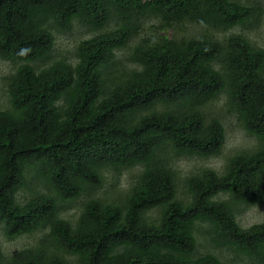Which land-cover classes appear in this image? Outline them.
<instances>
[{
  "label": "trees",
  "instance_id": "1",
  "mask_svg": "<svg viewBox=\"0 0 264 264\" xmlns=\"http://www.w3.org/2000/svg\"><path fill=\"white\" fill-rule=\"evenodd\" d=\"M261 10L244 0H0V59L15 68L0 106V225L11 241L39 236L12 257L0 245V264H238L201 254V232L264 264V222L236 219V204L264 202V48L207 32L251 26ZM150 20L156 31L143 35ZM76 22L94 34L71 60L56 53V32ZM187 23L205 31L166 34ZM220 98L256 144L222 174L187 176L185 201L174 164L221 153L226 128L207 111ZM124 170H138L130 187L107 194L108 174L115 189Z\"/></svg>",
  "mask_w": 264,
  "mask_h": 264
},
{
  "label": "rangeland",
  "instance_id": "2",
  "mask_svg": "<svg viewBox=\"0 0 264 264\" xmlns=\"http://www.w3.org/2000/svg\"><path fill=\"white\" fill-rule=\"evenodd\" d=\"M244 3L259 5L262 9L258 14V21L253 23L251 26H241L227 31H215L210 29L208 33H214L218 37H226L232 33H242L249 37L255 44L264 48V0H244ZM152 23H156L153 20H150L145 25V32L154 33L156 30L152 27ZM158 25V24H157ZM205 31L204 28L195 25V24H184V30L174 28L166 32L168 36L172 35H186V36H195L200 35ZM165 34V32H162ZM94 34L93 30H90L79 22H76L73 29L68 32H56V48L55 51L61 56H65L69 59L75 58L76 47L79 41L89 38ZM131 46L134 43L130 44ZM129 52V49L127 50ZM124 55V51L119 53V56ZM39 64V63H37ZM14 65L10 62H6L0 59V106L7 102V82L4 81V77L10 76L14 72ZM208 112H220L221 121L224 123L226 128V141L221 150V153L217 157L211 158H184L175 162L174 167H177L180 173V180L178 182L179 195L185 201H189V195L186 192L184 187V180L187 176L196 174L204 168H212L219 173H223L226 168V164L230 157L234 156L236 153L243 150H250L256 144V139L249 135L246 130H244L239 124L235 115L227 112L226 107L224 106V100L220 98L218 101L210 103L207 107ZM138 170H124L120 175L119 182L115 185V189H112L113 175L114 173H109L107 177V194L117 195L120 191L123 192L128 189L132 183V178ZM117 189V192H113ZM224 199L232 200L231 195H223ZM21 200L28 198V191H23L20 196ZM237 205L236 210V219L243 228H248L256 223L264 222V203L260 205H251V206H241ZM76 212L72 208L65 210V216L67 218L72 217ZM70 219V218H69ZM207 224L204 226L207 228ZM201 226V227H204ZM4 226L0 225V245L3 249L4 255L6 257H12L19 251L28 246L34 245L39 236H23L15 240H9L5 236ZM199 243L198 248L201 254L211 252L220 256L223 260L232 261L238 264H257L252 261L249 256L240 255L231 250L230 246H218L212 242L210 236L205 235L204 232L199 234Z\"/></svg>",
  "mask_w": 264,
  "mask_h": 264
},
{
  "label": "clouds",
  "instance_id": "3",
  "mask_svg": "<svg viewBox=\"0 0 264 264\" xmlns=\"http://www.w3.org/2000/svg\"><path fill=\"white\" fill-rule=\"evenodd\" d=\"M222 150V149H221ZM228 163V162H227ZM227 165V164H226ZM205 169V168H204ZM212 169V168H211ZM226 169V168H225ZM214 170V169H213ZM216 171V170H215ZM225 172V171H224ZM223 172V173H224ZM219 173V172H218ZM219 174H222V173H219ZM264 203V202H263ZM261 203V204H263ZM251 205H256V204H244L243 206H251ZM257 205H260V204H257ZM262 223V222H261ZM257 224V223H256ZM251 227V226H250Z\"/></svg>",
  "mask_w": 264,
  "mask_h": 264
}]
</instances>
